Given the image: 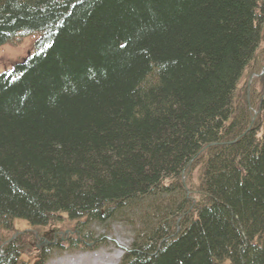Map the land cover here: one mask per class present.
Returning a JSON list of instances; mask_svg holds the SVG:
<instances>
[{"label": "trees", "instance_id": "trees-1", "mask_svg": "<svg viewBox=\"0 0 264 264\" xmlns=\"http://www.w3.org/2000/svg\"><path fill=\"white\" fill-rule=\"evenodd\" d=\"M262 28L264 0H0V45L36 37L0 74V264L60 219L62 249L123 228L117 264H264Z\"/></svg>", "mask_w": 264, "mask_h": 264}, {"label": "rangeland", "instance_id": "rangeland-1", "mask_svg": "<svg viewBox=\"0 0 264 264\" xmlns=\"http://www.w3.org/2000/svg\"><path fill=\"white\" fill-rule=\"evenodd\" d=\"M35 35H29L17 39L13 42H7L0 45V74L6 70H9L16 62L22 60L25 56L32 51V45L35 40ZM261 49V51H260ZM260 55L256 57L244 70V73L239 81L238 88L241 92H245L246 96H250V92L254 91L255 95H259L264 92V37L259 46ZM262 72L261 76L253 75L252 73ZM251 117L256 118V110L251 107ZM255 115V116H254ZM253 119V122H254ZM187 175H190L191 179L196 182V171L189 170L186 174H183V180H187ZM64 217L67 215L64 213ZM73 221V222H72ZM67 221L58 220L56 223L45 225L44 227L37 228L40 231L47 232V238L51 241V248L46 251V255L42 261H39L38 247L41 245L40 241L30 240L27 241V246H22L20 264H34L39 261L38 264H117L122 253L128 247L129 240L127 238L128 233L121 227L116 225L112 226V230L106 238L105 242L99 243L94 249H62L55 248V244L61 240H66L72 233V225L75 220ZM17 229L12 234V237H17L24 228H29L32 231L34 228L26 226V223L19 221L16 223ZM98 233H102L104 230L101 227H95ZM104 243V244H103ZM120 253L118 257L117 254ZM43 251L41 252V255ZM118 257V258H117Z\"/></svg>", "mask_w": 264, "mask_h": 264}, {"label": "flooded vegetation", "instance_id": "flooded-vegetation-1", "mask_svg": "<svg viewBox=\"0 0 264 264\" xmlns=\"http://www.w3.org/2000/svg\"><path fill=\"white\" fill-rule=\"evenodd\" d=\"M37 232V231H35ZM38 241H40L41 245H37L39 251H47L51 245V241L49 239H46L47 232L41 233L40 235H37L36 233L34 234Z\"/></svg>", "mask_w": 264, "mask_h": 264}, {"label": "bare ground", "instance_id": "bare-ground-1", "mask_svg": "<svg viewBox=\"0 0 264 264\" xmlns=\"http://www.w3.org/2000/svg\"><path fill=\"white\" fill-rule=\"evenodd\" d=\"M261 30H262L261 33H262V40H263V37H264V28H262ZM262 40H261V42H262ZM261 42H260V44H261ZM259 46H260V45H259ZM259 46H258V48L256 49L255 56L252 58V60H251L250 63H252V61H253L254 59H256V57L259 58V55H260L259 53H260V51H261V49H260V51H259ZM250 63H249V65H250ZM243 73H244V72H243ZM252 74H253V75L261 76V75H262V72H259V73H252ZM242 75H243V74H242ZM238 84H239V82H238ZM238 84H237V86H238ZM246 98H247V100L249 101V97L246 96ZM207 146H212V144L209 143V144L206 145V147H207ZM120 253H121V252H119V253L117 254L118 257L120 256ZM118 257H117V258H118Z\"/></svg>", "mask_w": 264, "mask_h": 264}]
</instances>
